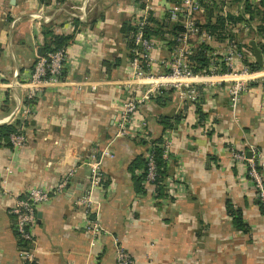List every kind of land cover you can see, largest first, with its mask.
I'll list each match as a JSON object with an SVG mask.
<instances>
[{"label":"crops","instance_id":"obj_1","mask_svg":"<svg viewBox=\"0 0 264 264\" xmlns=\"http://www.w3.org/2000/svg\"><path fill=\"white\" fill-rule=\"evenodd\" d=\"M230 1L215 13L242 18L226 21L224 39L203 29L188 32L189 60L205 45L204 55H216L224 69L227 64L240 69L244 59L254 62L252 47L243 45L262 40L254 35L260 21L242 4L252 8L260 0ZM172 4L0 0V126L23 122L18 112L25 106L26 89L14 83L29 80L38 53H43L41 32L48 28L69 37L64 83L46 89L22 123L25 145L11 148L0 136V264H115L120 248L135 264H264V212L247 163H236L229 154L231 148L246 154L251 148L264 152L263 69L254 71L236 107L231 106L226 84L201 85L196 107L162 92L133 118L135 126L146 124L148 136L132 132L131 137H115L121 103L129 96L120 86L130 76L127 26L145 13L149 20L167 22ZM34 13L36 19L29 16ZM197 18L198 25L206 22L205 16ZM171 23L182 30L173 37L168 32L158 40L151 37L158 41L156 54L167 59L181 46L174 40L173 49L169 41L185 32L182 22ZM233 44L243 58L225 62ZM161 117L178 121L164 133ZM161 135L168 136L171 149L165 195L157 199L135 192L129 167L135 158H145ZM92 155L100 164L95 178L94 162L88 164ZM64 181L66 189L38 207L35 255L27 262L19 257L21 245L8 208L31 188L53 192ZM238 213L241 228L233 222ZM94 222L100 228L96 237L88 230Z\"/></svg>","mask_w":264,"mask_h":264},{"label":"built area","instance_id":"obj_2","mask_svg":"<svg viewBox=\"0 0 264 264\" xmlns=\"http://www.w3.org/2000/svg\"><path fill=\"white\" fill-rule=\"evenodd\" d=\"M203 0H181L174 4L168 11V19L171 22H182L185 32H180L173 39L182 44L177 54L163 58L156 54L158 44L144 33V27L149 24L148 14L136 17L134 26L131 28L130 39L132 43V54L129 59V79L121 84L129 96L122 101L120 111L115 122V137H131L132 132L143 137L148 136L146 124L134 125L133 118L138 110L148 102L152 96L160 95L162 92L172 93L182 103L195 106L199 103V87L201 85L213 86L226 84L229 101L232 107H236L240 97L248 89V84L254 79L249 66L244 64L240 69L228 65L223 68V60L216 55L208 56V64L205 69L195 73L194 64L188 59V48L186 47L187 33H199L201 29L191 14L194 10H203L200 5ZM208 4L212 0H206ZM66 47L50 46L49 51L36 57L29 80L21 85L17 82L14 86L25 87V106L18 112L22 115L23 122L32 115V110L37 100L46 89L59 86L64 83V70L66 62ZM233 58L242 59L243 54L238 51L236 45H231L224 61H232ZM164 70L163 72H160ZM264 72V69L262 70ZM93 88V87H92ZM144 89V90H143ZM16 125L14 132L9 134L8 143L11 148H19L25 145L26 135L23 124ZM163 151V158L168 160L170 156L171 142L168 136L163 137L160 146ZM230 158L236 163L246 162L248 165L247 174L254 185L257 200L264 212V152L250 149V157L244 151L235 149L229 150ZM102 155L109 156L108 152ZM88 164H92V177H99V162L95 157L90 156ZM147 161L145 184L150 183L156 177V166L151 153L145 157ZM94 184H97L93 180ZM66 189V182H62L53 192L38 188H31L26 193L14 199L13 204L8 208V214L12 217V231L18 240L24 245L19 251V257L27 262H32L35 255V229L37 226V210L41 204L46 203L56 193ZM66 192V191H65ZM88 201H82L87 203ZM92 236L100 235V228L97 222L92 223L89 228ZM115 264H135L132 256L120 248L116 252Z\"/></svg>","mask_w":264,"mask_h":264},{"label":"trees","instance_id":"obj_3","mask_svg":"<svg viewBox=\"0 0 264 264\" xmlns=\"http://www.w3.org/2000/svg\"><path fill=\"white\" fill-rule=\"evenodd\" d=\"M214 1L212 0L211 4H206L207 7L206 12L207 14H204L206 18V22L204 24L199 25L200 29L205 30L208 34L214 35L217 39H224L226 37V27L225 23L226 21H237L241 19L242 17H234L232 15L227 14L226 16L220 15L218 13H215V7ZM237 1V0H236ZM245 10L247 13H249L250 17H257L260 21V24L258 25L257 30L254 31L255 39L257 37L262 38L257 39V45L260 49V52L264 55V0H260L259 6H255L251 8V5L249 3L245 4ZM212 17L214 18V21H212ZM152 21L154 24L153 26L147 25L144 27V33L147 37L151 38L153 36L162 37L164 32H168L170 36H174L177 32L181 31L182 28L173 23H168V21H162L157 22L155 20H149V22ZM131 30L130 26H127V32ZM43 36V53L49 51L50 46L54 45V47L62 48L66 47V42L69 37H64L60 35L53 34L48 28H45L42 32ZM131 44V43H130ZM169 44L171 47L176 45V42L173 40L169 41ZM243 46H246L248 49H251L250 44H245ZM207 48V46L202 45L200 48L190 57V61L194 64L193 71L195 73L202 71L206 68L208 64V58L204 55V49ZM244 62L246 65L249 66V70L259 71L261 69H264V61L263 65H258L254 62H250L247 59H244ZM169 92V91H168ZM198 104L195 105V107ZM195 112H198V109L195 108ZM178 121V120H177ZM176 119L161 117L159 119V124L162 127V131L165 133L166 130H170L173 128V124L177 123ZM15 126H0V136L1 138L8 140L9 134L14 132ZM163 133V134H164ZM8 143V141H7ZM163 143L162 135L154 141L152 144V147L150 148L149 153L152 154L154 163L156 166V177L153 181H151L148 184H145V176H146V167H147V161L146 158L137 157L135 158L131 163L129 167V171L132 173V181L134 185V190L136 193L140 195H145L147 193H151L155 196V198H161L165 194V180L167 178V160L163 158V151L160 147ZM9 145V143H8ZM10 146V145H9ZM234 215V214H232ZM236 219H234V224L236 228H241V215L240 213L235 214ZM12 218V217H11ZM15 235V234H14ZM16 236V235H15ZM17 237V236H16ZM20 242L21 247L24 245Z\"/></svg>","mask_w":264,"mask_h":264},{"label":"rangeland","instance_id":"obj_4","mask_svg":"<svg viewBox=\"0 0 264 264\" xmlns=\"http://www.w3.org/2000/svg\"><path fill=\"white\" fill-rule=\"evenodd\" d=\"M181 2V0H172V5H170L171 7L170 8H172V6L174 5V4H177V3H180ZM227 2H231L230 0H227ZM206 4H208L207 3V1L206 0H203V1H200V5L203 7V10L202 11H200L199 9H197V10H194L193 12H192V14H191V16L194 18V19H196V22L198 21V18H197V16L200 14V18H199V20H201L202 21V19H203V16H204V14H207V12H206V9H207V7H204V6H206ZM243 5V10L245 9V5L244 4H242ZM214 7H215V9H219V8H222L223 6H225V0H215L214 1V5H213ZM234 7H235V5H233ZM194 13H195V17H194ZM197 13H199L198 15H197ZM29 16L30 17H34V19H36L37 18V16H36V13H34V14H29ZM135 20H136V18H135ZM134 20V21H135ZM167 21H168V23H171L169 20H168V18H167ZM199 22V21H198ZM134 24L135 23H133V21L130 23V25L131 26H134ZM132 28V27H131ZM154 38H156V40H158V36L156 37V36H153ZM153 39V38H152ZM153 40H155V39H153ZM155 40V42H158V41H156ZM130 42V41H129ZM185 43H187V41H185ZM132 44V43H131ZM130 44V45H131ZM183 44V43H182ZM182 44H180V45H182ZM186 46H187V44H186ZM175 47L176 46H173V49H175ZM243 47H245V46H243ZM169 59H171L170 57H169ZM144 90V89H143Z\"/></svg>","mask_w":264,"mask_h":264},{"label":"water","instance_id":"obj_5","mask_svg":"<svg viewBox=\"0 0 264 264\" xmlns=\"http://www.w3.org/2000/svg\"><path fill=\"white\" fill-rule=\"evenodd\" d=\"M250 46L252 47V52H253V57H254V62L258 65H263V56L259 50V48L257 47V44L254 40H251L249 42ZM39 55L41 54V52L38 53ZM251 154L250 152L247 153V157H250Z\"/></svg>","mask_w":264,"mask_h":264}]
</instances>
